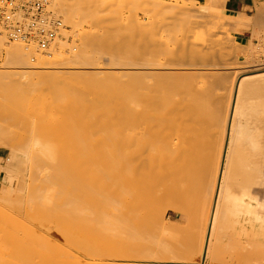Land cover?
Instances as JSON below:
<instances>
[{"label": "bare ground", "instance_id": "6f19581e", "mask_svg": "<svg viewBox=\"0 0 264 264\" xmlns=\"http://www.w3.org/2000/svg\"><path fill=\"white\" fill-rule=\"evenodd\" d=\"M106 1L108 5L102 6ZM225 1L204 0L205 6L200 9L194 3L190 4L189 0H52L51 7L62 11L69 23L72 24L75 19L81 26L88 23L92 32L79 28V36L84 41L75 55L64 56L61 44L52 52V63L38 58L36 64L27 67L17 78V82L29 93L57 100L41 118L18 116L2 119L4 129L10 126L19 129L23 138L19 158L25 168L23 186L6 202L0 203V243L4 248L1 249L4 258L5 253L13 254L15 251L20 258H13L16 262L12 263L22 261L21 264L24 260V264L27 261L31 264L39 257L42 264H204L207 254L195 258L194 246L184 250V245H156L151 234L141 231L149 227L145 225L148 218L143 219V214L150 213L148 217H151L150 209L154 202L161 199L159 197L164 199L178 192L185 194L187 190L181 186L182 179L189 177L196 183L205 176L193 162L208 146L201 144L199 149H192L194 139L184 132V127L171 130L172 112L178 110L185 114L187 108L173 103L167 97V89L173 80L181 78L206 80L211 87L227 89L221 80L226 77L225 70L218 67L220 65L216 61L225 51L228 55L235 51L227 45L213 47L212 42L217 35L216 15L210 13L217 8L222 10ZM48 7L49 0L45 12ZM1 11L3 9L0 15ZM122 11L133 16L131 26L136 32L131 37L120 35L122 24L116 19ZM14 14L15 18L9 22L1 20L6 37L9 41L24 42L12 40L8 26L17 24L23 28L24 17L30 14ZM192 17L200 19L191 21ZM252 21L253 24L249 25L254 28L259 23L264 24V2L255 7ZM195 31H200L202 42L186 44ZM56 38L49 42V49ZM259 39L258 47H253L252 42L231 45L249 60L255 53L264 52V40ZM97 40H104L106 44L95 50L86 46ZM31 43L30 46L36 50L37 45ZM158 48L160 50L156 51ZM133 49L139 50L136 55L131 54ZM197 49H200L196 51L200 57L210 65L197 67L196 62L189 60ZM14 53L17 64L25 63L27 54L22 49L15 47ZM61 59L69 61L67 64L75 62L79 66L92 64L89 77L74 82L61 80L57 83L51 80L54 73L49 65ZM102 62L107 63L108 69L101 66ZM42 65L48 67L43 71H33ZM261 74L264 71H256L255 76ZM110 79L114 82L110 83ZM116 80L118 83H115ZM251 83L243 81L235 88L231 84L227 92V107L232 104V95L233 106L235 99L239 100V93L240 98L245 97L242 93L251 95L253 87L257 86ZM1 84L0 97L7 96L8 85L3 87L4 84ZM194 100L191 98L187 104L194 105ZM258 102L263 103L264 96ZM215 103L213 99L203 108L199 103L194 107H200L201 113L210 114ZM248 112L241 115H233L232 112L228 130ZM262 122L264 129V119ZM258 125L257 120L253 121L249 129ZM261 136L264 135L256 138ZM0 147H7V143L0 141ZM10 150V158L5 160L10 165L6 162V165L0 166V175L4 173L3 183L6 185L12 183L11 167L16 161L11 147ZM223 160L227 166L231 162L224 152L216 158L212 181L215 195L210 202L219 192L220 186L217 184L215 190V184L224 181L222 170L218 176ZM235 196L231 198L232 210L234 206H240L243 198L239 194ZM259 210L264 213V209ZM214 215L212 210L207 227L205 225L202 231L212 228ZM258 217L241 215L239 220L244 224L243 229L254 227L257 222L264 227V216ZM148 223L152 225L150 220ZM190 230L194 233L198 231H193V226ZM98 239L103 240L102 243L94 245ZM21 242L26 244L20 246ZM179 250L188 252L189 257L183 261L167 257L170 252ZM3 254L0 256L3 257Z\"/></svg>", "mask_w": 264, "mask_h": 264}, {"label": "rangeland", "instance_id": "374dc122", "mask_svg": "<svg viewBox=\"0 0 264 264\" xmlns=\"http://www.w3.org/2000/svg\"><path fill=\"white\" fill-rule=\"evenodd\" d=\"M159 1L173 2L174 0ZM189 2L192 5L195 4L194 6L200 9L205 6L204 0H189ZM51 3L52 0H49V7L45 14L48 18L61 19L60 21L63 23V29L58 31V33L61 34L57 33V38L50 46L51 49L48 48L46 52H40L37 49L35 50V48L30 46V42L28 41H9L0 19V83L4 84H1L3 87L8 85L9 90V92L6 93L8 94L7 96L4 95V97H0V141L7 143V147H0L4 150V158L0 160V166H4V163L6 165L7 161L5 160L10 158L12 153L10 147L16 155V161L11 167L12 183L9 185L4 184V173L0 175V196L2 197L3 195V198L0 199V203H3L4 201L6 202L18 191L19 187L23 186L25 169L24 164L19 158L20 151L23 148V138L19 134V129L17 126H10V128L4 129L2 119L15 118L18 116H25L28 119L41 118L43 117L45 110L57 100L46 99L44 97L41 98L38 94H32L26 91V89L17 82V78L19 79L20 77L19 74H21L27 67L36 64L38 58L45 59L46 62L52 63V52H54L61 44L64 46L62 51L64 56L68 57L70 53L75 55L78 52L80 43L84 41L79 36V31L81 30L79 28L83 27L85 31L89 33L92 32V28L88 23H83L84 25L82 24L81 26V23H78L76 19L73 20V18V23H69V21L64 18L63 12L51 7ZM104 5H108L107 1L102 4V6ZM210 13L216 15L215 32L217 35L215 36L214 41H211L213 47L216 48L219 45H227L231 50L235 51L229 55L227 54V51H225V54H222L220 59L216 61L217 65H220L218 67L225 70L224 76L226 77H222L221 80L224 81L223 83L226 85L227 89L224 90L211 87L212 85L206 80L196 81L189 78L173 80L172 84L167 89V97L171 99L173 103L178 104V107L183 106L187 108V113L185 114H181L178 110L172 112L173 127L171 130L174 131L179 126L184 127V132L194 139L191 145L192 149H199L201 144L208 146L200 158L193 162V165L200 171H203L205 176L196 183L189 179V177L182 179L183 181L181 180L180 183L181 186L187 190L185 194H183L184 192L182 194L178 192L164 199L159 197L161 198L159 201L156 198L157 202H154L152 204L153 209H150V212H152L150 215L151 217H148L150 213L148 215L147 213L143 214V219L145 217L148 218L147 221H145V225H148L150 228L148 227L149 230H147V227H145V230L142 228L141 233H148L149 235L154 234L153 237L151 235L150 237L155 239L154 243H156V245H184L182 247L183 249L186 247L184 250L188 247L194 246L196 248L195 258L198 259V256L202 257L207 254L208 258L204 264H264V230L256 229L255 226H248L243 229L244 224L239 220L241 215L245 216L248 214L250 218H254L257 215V212L260 211L259 209H264V136L256 138L258 135H264V129L262 126V121L264 119V102H258V100H261L264 96V74H261L258 77L255 76L256 71H264V52H262L263 54L261 53L262 55L255 53L252 59H244L238 50L231 45L232 43L235 44L233 38H231V33L237 31L239 25L236 22L233 23L230 17H226L224 8L222 10L217 8L215 12ZM120 16L116 19L119 24H122L120 35L126 37L133 36L136 32V29L131 26L133 16L128 13H124L121 17ZM196 19L199 20L200 18H190L191 21H195ZM248 21L250 23L253 22L251 19H248ZM257 23H259V21H257ZM75 28L77 29L75 30ZM254 30L257 34H253L255 37H252L253 40L251 41L253 47H258L260 45V42H258L260 40L259 38H263L264 40V24L261 25L259 23V25L255 26ZM201 38L200 31H195L194 34L190 35L186 44L202 42L203 38ZM105 44L106 42H104V40H97L91 41L86 44V46L95 50ZM15 47L22 49V51L27 54L25 63L17 64L18 59L14 55ZM72 48L76 50H71ZM158 50L160 49L158 48L156 51ZM199 50H195V53H193L195 56H192V54L189 60L196 62L198 65L197 67L204 64L210 65V63L204 61L199 53L196 52ZM138 51V49H133L131 54L133 53L132 55H136ZM191 52H193V50ZM227 56H229L230 59H228ZM56 63L49 66L51 67L52 74L54 73L50 79L55 82L57 81V83L62 82L63 80H68V82H74V80L80 81L82 79H87L90 75L92 64H86L85 66H79V64L75 62L67 64L69 61H65L64 59H61ZM102 64L106 65H101L102 67L108 69L106 62H102ZM46 67H48V65H42L39 66L37 70L33 71H43ZM260 79L263 80L261 81ZM141 80L142 79H140L139 82H141ZM109 81L110 83L114 82L113 79H110ZM243 81H252L250 85L257 86L255 88L253 87L251 95H247L249 97L242 93L245 97L241 96L240 98L239 95L241 93H239V100L235 99L234 102L235 106H233L232 95V104L227 107V92L229 91V86L233 84L235 88L237 84ZM115 83H118V80H116ZM253 97H257L258 100ZM191 98L195 99L193 101L195 104H201L202 108L208 101L214 99L216 102L215 107L210 114L201 113L200 107L195 108V104H187ZM254 99L255 103L253 102ZM258 108L260 109L258 110ZM245 111L249 112L245 114L240 121L235 122L228 130L232 112L233 115H241L245 113ZM62 115L64 117V114ZM256 120L259 123L258 127L255 129H249L250 124ZM223 152L226 153L227 158H229L231 162L229 166H227V162H225V160L222 161V163L224 162V165L222 164V166H220L222 169L219 170L218 176L222 170L224 181L215 184V190L217 184L220 186L219 192L217 193V197L210 202L211 197L215 195V193L212 192V181L214 178L213 172L216 158ZM183 182L186 183L182 185ZM238 194L243 196L241 199L242 202H240L239 207L236 205L232 210L231 198H235V195ZM212 210L215 214L212 228L210 230L206 228L202 231L203 227L208 222ZM153 213L155 215H153ZM262 215L264 216V213H262ZM149 220L152 225L149 223L146 224ZM192 226L193 231H195V229L198 231L195 233L190 232ZM171 227L174 229V232ZM152 228L153 230L150 231ZM168 230L170 233L167 232ZM98 240L94 241V245H98L103 241L99 240V242ZM201 242H203V244L200 247ZM25 244V242H21L20 246ZM1 249L4 248L0 243V253L2 252L1 254H3L4 251ZM184 250L183 252L182 250H179L180 252H170L167 257L169 256V258L173 257L176 260L179 259V261H183L189 257L187 254L188 252ZM7 253H5V258L4 254L3 257L0 256V264H21L22 261H19V259L18 261L20 263H12V261H14L13 258L19 257L16 255L15 251H13V254H10L11 252ZM9 257H11V259H9ZM38 259L39 260L36 258L35 260L36 262H39L36 263L34 262L35 260H33L31 264H33V262L36 264H42V258L39 257ZM14 262H16V260ZM24 262L26 261L24 260ZM24 262L22 264H24ZM25 264H30V261H27Z\"/></svg>", "mask_w": 264, "mask_h": 264}, {"label": "built area", "instance_id": "2783aa9c", "mask_svg": "<svg viewBox=\"0 0 264 264\" xmlns=\"http://www.w3.org/2000/svg\"><path fill=\"white\" fill-rule=\"evenodd\" d=\"M1 15L3 22H9L15 18V12H25L30 14L25 16L26 21L23 28L17 24L13 27L8 26L9 37L12 40H24V42H33L37 49L48 50V44L62 29V22L58 18L49 19L45 14L47 0H0ZM0 9V10H1Z\"/></svg>", "mask_w": 264, "mask_h": 264}, {"label": "crops", "instance_id": "0c3cea01", "mask_svg": "<svg viewBox=\"0 0 264 264\" xmlns=\"http://www.w3.org/2000/svg\"><path fill=\"white\" fill-rule=\"evenodd\" d=\"M264 0H226L224 5V12L226 17H230L232 21L237 22L239 28L237 31L231 33L236 45H248L253 40V34L255 33L253 25H249L248 19H252L255 15V7ZM251 39V40H250ZM250 40V41H249ZM4 150L0 148V159H3ZM258 218L262 217L260 211L257 212ZM263 218V217H262ZM256 229H261L259 222L254 224Z\"/></svg>", "mask_w": 264, "mask_h": 264}]
</instances>
